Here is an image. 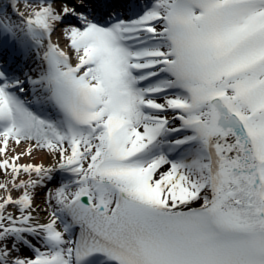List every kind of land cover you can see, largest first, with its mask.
Listing matches in <instances>:
<instances>
[{
	"label": "snow or ice",
	"instance_id": "6c2138e0",
	"mask_svg": "<svg viewBox=\"0 0 264 264\" xmlns=\"http://www.w3.org/2000/svg\"><path fill=\"white\" fill-rule=\"evenodd\" d=\"M0 177V264H264V0L0 2Z\"/></svg>",
	"mask_w": 264,
	"mask_h": 264
},
{
	"label": "bare ground",
	"instance_id": "6f19581e",
	"mask_svg": "<svg viewBox=\"0 0 264 264\" xmlns=\"http://www.w3.org/2000/svg\"><path fill=\"white\" fill-rule=\"evenodd\" d=\"M0 2H3V0H0ZM19 150V149H18ZM0 179H2V177H0Z\"/></svg>",
	"mask_w": 264,
	"mask_h": 264
}]
</instances>
